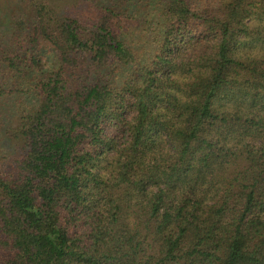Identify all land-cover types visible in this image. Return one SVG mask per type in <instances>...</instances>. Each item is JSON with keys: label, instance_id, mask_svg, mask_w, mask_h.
<instances>
[{"label": "trees", "instance_id": "1", "mask_svg": "<svg viewBox=\"0 0 264 264\" xmlns=\"http://www.w3.org/2000/svg\"><path fill=\"white\" fill-rule=\"evenodd\" d=\"M89 13L7 41L0 264H264V0Z\"/></svg>", "mask_w": 264, "mask_h": 264}, {"label": "rangeland", "instance_id": "2", "mask_svg": "<svg viewBox=\"0 0 264 264\" xmlns=\"http://www.w3.org/2000/svg\"><path fill=\"white\" fill-rule=\"evenodd\" d=\"M33 1L38 2H50L55 8H59L60 12L66 17L79 18L84 24H89V5L92 3L98 5L111 4L112 0H0V122L4 125H8L12 119V111L14 110L12 105L16 96H12L10 90V80H2L1 68L4 67L3 54L6 49L7 41L10 35L21 26L26 28L30 25L31 19V4ZM137 4V3H136ZM148 8H155L154 3H151ZM85 16L84 14H88ZM146 21V33L147 37V54L151 55L154 48L152 42V36L154 27L157 26L156 21L151 17ZM129 38L136 40L137 35L133 34ZM145 42V41H144ZM12 96V97H11ZM10 100V101H9ZM6 127H0V159L7 162L14 152L15 146L10 142V138L6 135Z\"/></svg>", "mask_w": 264, "mask_h": 264}]
</instances>
